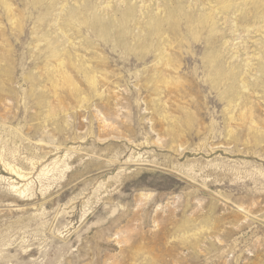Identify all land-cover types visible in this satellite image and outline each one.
<instances>
[{"label":"rangeland","instance_id":"374dc122","mask_svg":"<svg viewBox=\"0 0 264 264\" xmlns=\"http://www.w3.org/2000/svg\"><path fill=\"white\" fill-rule=\"evenodd\" d=\"M0 264H264V0H0Z\"/></svg>","mask_w":264,"mask_h":264},{"label":"bare ground","instance_id":"6f19581e","mask_svg":"<svg viewBox=\"0 0 264 264\" xmlns=\"http://www.w3.org/2000/svg\"><path fill=\"white\" fill-rule=\"evenodd\" d=\"M89 4H90V3H88V2L85 3V4L83 5V8L89 7ZM90 5H91V4H90ZM85 6H86V7H85ZM90 9H91V11H92V8H91V7H90ZM84 10H85V9H84ZM87 11H88V10H87ZM89 11H90V10H89ZM89 11H88V12H89ZM76 12H77V11H76ZM78 12H79V11H78ZM81 12H82V11H81ZM122 12H123V11H122ZM120 13H121V12H120ZM125 13H126V12H125ZM125 13H124V14H125ZM128 13H129L128 15H131L130 12H128ZM76 14H77V13H76ZM82 14H83V13H82ZM82 14H81V15H82ZM121 14H122V13H121ZM82 16H84V15H82ZM74 17H75V16H74ZM91 17H93V16H90V19H92ZM123 17H124V16H123ZM125 17H126V16H125ZM104 18H105V17H103L102 19H103V20H106V18H105V19H104ZM93 19H95V18H93ZM125 19H126V18H125ZM109 20H110V18H109ZM89 21H90V20H89ZM97 21H98V20H97ZM97 21H96V22H97ZM110 21H111V20H110ZM86 22H87V21H86ZM111 22H113V21H111ZM100 23H101V27H100L101 31H103V33H104V32H107L108 29H109V28L107 27V24H108V23L106 24V23H102L101 21H99V24H100ZM111 24H113V23H111ZM89 25H90V24H89ZM97 25H98V24H97ZM109 25H110V24H109ZM90 26H91V25H90ZM110 28L112 29V27H110ZM92 29H93V28H92ZM113 30H117V29H113ZM22 179H23V178H22Z\"/></svg>","mask_w":264,"mask_h":264}]
</instances>
